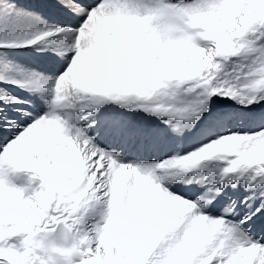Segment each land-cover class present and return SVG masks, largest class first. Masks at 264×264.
<instances>
[{
	"label": "snow or ice",
	"instance_id": "obj_1",
	"mask_svg": "<svg viewBox=\"0 0 264 264\" xmlns=\"http://www.w3.org/2000/svg\"><path fill=\"white\" fill-rule=\"evenodd\" d=\"M0 264H264V0H0Z\"/></svg>",
	"mask_w": 264,
	"mask_h": 264
}]
</instances>
